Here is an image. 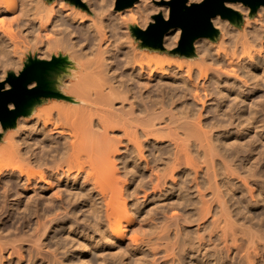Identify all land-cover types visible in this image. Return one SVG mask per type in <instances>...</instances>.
<instances>
[{
  "label": "bare ground",
  "instance_id": "1",
  "mask_svg": "<svg viewBox=\"0 0 264 264\" xmlns=\"http://www.w3.org/2000/svg\"><path fill=\"white\" fill-rule=\"evenodd\" d=\"M63 1L0 0V70L60 61L57 96L0 143V264H264V58L248 51L263 24L217 16V43L171 60L180 28L164 49L132 36L169 6Z\"/></svg>",
  "mask_w": 264,
  "mask_h": 264
},
{
  "label": "water",
  "instance_id": "2",
  "mask_svg": "<svg viewBox=\"0 0 264 264\" xmlns=\"http://www.w3.org/2000/svg\"><path fill=\"white\" fill-rule=\"evenodd\" d=\"M136 0H117L116 7L123 9L132 6ZM229 3H242L248 6L252 12L264 7V0H203L200 3L187 5V0H169L165 4L169 5L170 12L168 19H162L161 14L154 16V23L147 28H134L133 33L142 40L145 45L159 47L163 44L164 34L171 28H180L182 31L180 46L184 52L191 51L193 41L198 37H212L217 30L208 27L209 22L216 16H221L228 20L240 19L241 15L228 7ZM215 13V16L212 15ZM223 13V15H221ZM59 60H41L29 58L19 74H8L5 81H0L4 85L8 83L9 88H3L0 91V123L3 127L14 125L19 116H24L28 108L40 97H56L57 92L48 88L47 77L56 69ZM37 76L39 81H34L39 87V92L35 96H27L20 91L19 86L13 88L12 85L21 81V77ZM12 82L11 84L9 82ZM42 83V86H41ZM28 92H35V89L29 88ZM15 103V107L6 108L5 105Z\"/></svg>",
  "mask_w": 264,
  "mask_h": 264
},
{
  "label": "rangeland",
  "instance_id": "3",
  "mask_svg": "<svg viewBox=\"0 0 264 264\" xmlns=\"http://www.w3.org/2000/svg\"><path fill=\"white\" fill-rule=\"evenodd\" d=\"M51 2L53 1V0H50ZM137 1V0H136ZM135 1V2H136ZM167 1H169V0H152V2L154 3V4H156V5H159V6H169V5H167V4H165V2H167ZM203 1V0H202ZM116 2H117V0H115V7L113 8V10L115 11V12H117V13H120L123 17L125 16V18L126 17H128V15H129V12H128V10L130 9V8H132V6H130V7H127V8H123V9H118L117 7H116ZM194 4V3H193ZM229 4H231V3H229ZM238 4V7H239V9L238 10H236L235 8H233V7H230V8H232L233 10H235V11H237L240 15H241V18L238 20V19H233V20H228V19H225V18H222V22H221V24H225V26H227V25H229V27H231V25H232V27H235L236 29L237 28H243V26L245 25V26H251V24H263V26H264V23H261L260 21L261 20H264V7H260L259 9H257L256 11H254V12H252V10L248 7V6H245V5H243L242 3H237ZM188 5V4H187ZM191 5V4H190ZM60 6L63 8V10H69V9H71V8H77V6H82V7H87V5H86V3L83 1V0H64L61 4H60ZM170 8V7H169ZM170 12V11H169ZM157 14H161V15H163V12L162 11H160V12H158V13H154L153 15H151V18L148 20V26L151 24V23H154L155 22V20H154V16L155 15H157ZM219 16V15H218ZM217 17V16H216ZM215 17V18H216ZM214 19V18H213ZM212 19V20H213ZM222 25V26H223ZM260 25V26H261ZM140 26V27H139ZM139 26H135V28H141V29H145V28H147L148 26H146V27H143L142 26V24H139ZM174 28H171L169 31H167L166 33H165V35H164V37H163V44L161 45V46H159V47H154V46H149V45H145L143 42H142V40L140 39V38H138L134 33H132L133 35V38H134V43H136L137 44V49L138 50H147L146 48H161V49H164V46H166V44H167V42H166V39H167V37H169V36H167V37H165L166 36V34L168 33V32H170L169 33V35H171V37H173L174 36V34H172L171 33V30H173ZM181 35H182V31H181ZM181 35L179 36V38L178 39H176V40H173V41H171V44L172 45H175V47H174V49H173V51H170V58H171V60H175V59H180V61H184L183 60V58L185 59L187 56H188V54H189V52H191V51H186V52H184L183 50H182V48H181V46H180V41H181ZM219 38H220V36H219V34H218V31H217V33L216 34H214L212 37H198V38H196L194 41H193V43H194V47H197L198 46V43H197V41L198 40H200V39H208V40H212L214 43H217L218 41H219ZM263 40V41H262ZM18 41H20V40H18ZM201 41V40H200ZM259 41V42H258ZM261 42V45L259 44ZM258 43V44H257ZM255 47H253V49H252V47L248 50L249 52H250V54L251 53H253V54H251V56H254V54H255V58H264V37L261 39V41L260 40H257L256 42H255ZM257 45H258V47H257ZM259 45L260 46H262V47H260L261 48V50H260V48H259ZM254 46V45H253ZM257 50V51H256ZM241 55H239V57H238V59L236 60V61H240L242 58H247V56H246V54H242V53H240ZM258 56V57H257ZM253 57V58H254ZM29 58H34V55H32L31 53H28V52H25L23 55H22V63H23V66L21 67V68H18V69H16V70H14V69H12V68H8L7 67V69L5 70V73H3V71H1L0 70V78H2V79H0V81H5V79L7 78V76H8V74H10V73H12V74H19V72L23 69V67H24V65L26 64V63H28V60H29ZM243 60V59H242ZM236 61H234V62H232V63H235ZM215 68H219V67H215ZM47 81H48V88L50 89V90H52V91H55V92H57L56 91V84L52 81V79H51V77L50 76H48L47 77ZM53 83H54V85H53ZM5 88H9V85L8 84H6L5 85ZM55 97H40L39 99H37L34 103H33V105L32 106H30L29 108H28V112H27V114L26 115H24V116H30V113H31V110H35V109H37L38 107H40V105H42V104H48V103H50L51 101V99H54ZM19 117H21V116H19ZM17 121V120H16ZM17 122H15L14 123V125H9V126H5V127H3V130H4V132L3 131H0V143H1V140H2V138H4L5 137V134H6V132L7 131H13V130H16L17 128H16V126H15V124H16ZM170 146H172V145H170ZM264 156L262 157V160L260 161V163L258 164L259 166H258V170L260 171V170H262V173L264 172ZM149 180V178H148V174H147V177H146V179H145V182H147ZM259 180V179H258ZM262 180H264V176H263V178L261 179L260 178V180H259V184L260 185H263L264 184V181L262 182ZM240 181V180H239ZM240 183V182H239ZM247 189V188H246ZM142 191H143V189H141ZM141 190H138L137 191V193L139 194V196L137 195V197L138 198H143L144 197V194L142 193V191ZM153 193V190L152 189H150V187L149 188H147V193H146V195H150V194H152ZM143 196V197H142ZM150 198H152V197H150ZM209 198V197H208ZM256 201V199H252V202H255ZM141 202H142V200H141ZM168 204H165V205H162V204H159L158 206H159V209L160 210H158L156 213H157V216H155V218H159L160 220H163V218L165 219L167 216H168V214H169V212H170V214L172 213V214H175V212L176 213H180L179 211H180V209H178L177 207H172V206H170V204H169V206H167ZM163 206V207H162ZM257 206H259V207H261V203H259V204H257ZM169 207V208H168ZM164 208H166L167 210L169 209V211H168V213H164V215L161 213L162 211H163V209ZM175 208V209H174ZM176 208H177V210H176ZM165 209V210H166ZM173 209H174V211H173ZM171 211H173V212H171ZM251 211V213L255 216V217H258L259 216V214H260V217L262 216V214H264V211L262 210H259V211H257L256 209H252V210H250ZM256 211V212H255ZM159 213V214H158ZM170 214H169V216H170ZM159 215V216H158ZM167 215V216H166ZM166 216V217H165ZM263 217V216H262ZM261 217V218H262ZM172 222V221H171ZM257 222V220H254V222H253V224H255ZM263 225H264V219H263V221L261 222ZM193 225V226H192ZM192 225H190V230H191V233H194L195 234V232H193V230L197 227L196 225H197V223H195V224H192ZM194 226H196V227H194ZM189 230V231H190ZM195 231V230H194ZM263 233H264V226H263ZM215 235V234H214ZM261 243H259V246H260V248H261V251H262V249L264 248V240H263V242L262 241H260ZM224 246V245H223ZM263 253H264V249H263ZM261 256V255H260ZM260 256H258V257H260ZM158 257V256H157ZM241 259H240V257H236V258H234L232 261L234 262V264H238V262L240 261ZM259 264H262V262H259Z\"/></svg>",
  "mask_w": 264,
  "mask_h": 264
},
{
  "label": "snow or ice",
  "instance_id": "4",
  "mask_svg": "<svg viewBox=\"0 0 264 264\" xmlns=\"http://www.w3.org/2000/svg\"><path fill=\"white\" fill-rule=\"evenodd\" d=\"M213 16H215V13H212ZM221 15H223V13H221ZM162 19L167 20L168 19V15L167 13H164L162 15ZM0 23H2V21H0ZM215 25H213L211 22H209L208 27L211 29L212 27H214ZM2 79V78H0ZM34 81H39V77L37 76H28L27 74H25L24 76L21 77V81H17L16 84L12 85L13 88H16L17 86H19L20 91H22L25 95L27 96H35L38 92H39V87L37 86V83H35ZM10 84L12 83L11 81L9 82ZM42 86V83H41ZM5 87V85L3 83H0V91L3 90V88ZM29 88L35 89V92H28L27 90ZM15 103H9L7 105H5L6 108H13L15 107Z\"/></svg>",
  "mask_w": 264,
  "mask_h": 264
}]
</instances>
